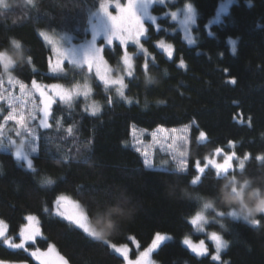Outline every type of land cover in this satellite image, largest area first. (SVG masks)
<instances>
[{
	"label": "trees",
	"instance_id": "obj_1",
	"mask_svg": "<svg viewBox=\"0 0 264 264\" xmlns=\"http://www.w3.org/2000/svg\"><path fill=\"white\" fill-rule=\"evenodd\" d=\"M221 1L176 0L171 6L190 3L196 8V43L192 45L170 17L160 18V29L145 22L150 32L146 44L155 60L150 61L146 73L142 68L144 54L136 55L135 79L127 78L125 89L132 103L118 97L114 89L106 90L90 74L92 99L102 104L98 115L85 111L88 101L83 99L73 102L72 107L55 104L53 116L59 124L50 118L52 127L39 129L38 154L33 157L35 173L11 152H0V218L16 242L27 222L25 218L35 215L42 238L30 251L35 247L46 250L53 244L68 264H125L105 240L110 244L133 245L134 238L139 249L145 250L156 233L173 238L153 253L157 264H216L210 255L199 257L192 253L183 240L202 238L190 219L206 202L226 213L238 207L234 199L238 197L233 192L230 174L220 176L210 167L193 184L198 174L196 162H203L216 148L229 151V142L243 144L249 124L264 123V0H236L221 22L209 26ZM99 2L0 0V51H16L10 43L14 38L21 43L25 58H31V63L22 59L13 65L12 76L28 85L33 79L41 84L75 81L79 71H73L69 78L50 72L52 53L39 33L88 38L89 16ZM163 10L159 5L154 8L156 13ZM160 38L173 45V58L156 47ZM230 40L236 41L235 54ZM130 50L136 52L133 47ZM104 54L117 69L121 49L114 45L105 48ZM180 59L186 67L178 66ZM3 73L0 64V75ZM106 96L112 97V104H106ZM190 124L186 172L169 166L148 168L131 146L133 126L152 131ZM69 127H73V134L67 132ZM201 131L207 136L202 142ZM260 137L264 141V131ZM46 179L54 183H44ZM60 195L78 201L92 224L111 217L121 221V227L104 240L91 238L56 215L55 200ZM253 197L257 201L264 197V181L247 182L244 203ZM256 219L261 220L260 226L228 217L210 223L209 228L228 241L222 254L227 264H264V215L258 214ZM205 245L210 254L215 252L209 239ZM0 260L8 264H39L28 252L10 249L2 242Z\"/></svg>",
	"mask_w": 264,
	"mask_h": 264
},
{
	"label": "snow or ice",
	"instance_id": "obj_2",
	"mask_svg": "<svg viewBox=\"0 0 264 264\" xmlns=\"http://www.w3.org/2000/svg\"><path fill=\"white\" fill-rule=\"evenodd\" d=\"M157 2V0H100L97 12L93 13L96 16L97 22L91 25L92 37L86 44L80 45L79 49L76 47L63 48L58 46L57 43L49 36L47 32H40L39 34L52 46V55L55 57L54 61L52 57L49 58V70L55 76L65 72V62L73 65H79L81 68H86L87 72L92 77L100 82L106 90L115 89L116 95L127 103H132L125 89L128 88L126 83L127 78L135 79L133 71V61L136 57V53L130 52L129 47L135 46L139 52L144 54V63L142 64L143 70L147 73L149 71L150 61L154 62L155 57L151 55L144 44L147 43L150 32L149 27L144 23V17L152 20L155 24V17L149 16L148 7L150 4ZM159 3H165V0H158ZM111 9V10H110ZM171 18L176 19V14L171 13ZM189 22H194V14L190 8L187 12L183 24L186 26ZM103 33L104 40L102 43H97V37ZM118 42V43H116ZM188 42L190 44L195 43L193 38L189 36ZM17 48L20 47L17 41H13ZM115 43L116 47L121 49L120 60L118 61V68L112 69L109 65V61L105 58V47L111 48ZM229 43L232 46V52H236V41L230 40ZM156 46L167 54V57L171 59L174 54L173 45L166 43L164 40L157 42ZM79 52V55H78ZM28 63H31V58H25ZM0 64H2L4 73L7 74V83L11 88H17L21 94V97L27 96L32 98V108L25 114L21 105L14 103L17 99L13 93L4 88L5 81L0 76V144H4L5 141L9 146L14 147V156L16 160L25 161L28 170L35 173L37 170L34 166L33 159L30 158V154L37 152V135L33 124L38 120L39 127L48 129L52 127L49 123L50 118L57 124L58 120H55L53 116V105L57 102L63 103L72 107L73 102L83 99L88 101L93 93V87L87 80L83 84L73 85L71 88L65 89L63 85L58 83L43 85L38 83L35 79L31 81L30 87L23 81L16 79L10 73V69L13 67V60L4 53H0ZM122 64V67L119 65ZM179 67H186L183 59L179 61ZM117 71L121 74L117 75ZM147 78L150 79V76ZM236 83L235 79L231 81ZM38 93V97L35 94ZM51 93V94H50ZM38 99L39 103H36ZM106 104H112L113 99L111 96L105 97ZM90 108V114L95 116L101 111V106L96 101L92 100L89 106L85 107V111L88 112ZM42 114V115H41ZM30 121L32 123H30ZM12 124L11 129L8 128L9 124ZM175 131V130H173ZM13 132L15 137L19 138V143L12 135L8 134ZM69 134H73V127L67 129ZM206 134L201 131L199 133V139L204 140ZM27 141V143H25ZM231 146V142H229ZM87 146V145H85ZM138 153L141 152L139 148L135 149ZM223 150L216 148L215 153L221 154ZM144 156V164L148 168H152V161L148 159L146 152L141 153ZM181 156L184 154L181 153ZM259 160H264V155L256 157ZM175 159V157H174ZM237 159L239 161V167L242 169L244 166V160H239L236 153L233 151L230 154H224L223 162H217V160L205 157L206 163L201 166L200 161L196 162V169L199 173H204L205 169L209 166L215 168L217 174L220 176H227L233 170L232 161ZM248 159V156H245ZM186 162L183 160L177 161V168L179 171H184ZM200 179V176L192 181L195 184ZM44 183L52 184L54 181L46 179ZM56 215L67 220L71 225L82 230L85 234L92 238H99V233L92 226L89 215L85 213L81 204L71 199L68 196L60 195L55 200ZM210 207L209 204H205L204 208ZM247 207V205H245ZM257 210H260V214L264 215V199L258 200L255 205ZM48 211V209H45ZM223 215V213H219ZM229 215L241 220L252 226H260L261 220L256 219V215H253L252 209H248V215H252L251 221L247 220V217L242 216L240 212L232 211ZM29 223L21 228L18 239L16 242L14 238L8 234L7 224L0 220V242L6 245L10 249H19L28 254L39 264H68V261L64 256L57 252L55 245L49 244L47 251H42L39 247H35L30 251V248L39 243L38 238H42L41 230L38 227L39 221L35 215H28L25 218ZM207 218L203 211H199L191 219V224L196 226L199 231L204 230V225L207 224ZM209 239L214 242L215 252L210 254L204 240L199 243H194L190 238L185 237L183 244L198 256H208L216 264H227L221 260V252L228 247V241L217 232L210 233ZM171 237L156 233L152 239L151 244L142 252L139 253L135 261L128 259V247L126 245L117 246L116 244H110V247L117 253L121 254L127 264H152L149 257L157 250L162 243L166 240H170ZM106 243H109L105 240ZM0 264H7V262L0 260Z\"/></svg>",
	"mask_w": 264,
	"mask_h": 264
},
{
	"label": "rangeland",
	"instance_id": "obj_3",
	"mask_svg": "<svg viewBox=\"0 0 264 264\" xmlns=\"http://www.w3.org/2000/svg\"><path fill=\"white\" fill-rule=\"evenodd\" d=\"M175 2H176V0H165V3L161 4L157 0V2L150 4L148 7V13H149V16L155 17V24L153 23L152 20L148 19V17H144V23L147 21L151 24H154L158 29H160L161 28V25L159 22L160 18H163V17H170L171 18V13H175L176 19H172V18L171 19H172V21H174L177 24V29L182 32L183 38L188 42V38H189V36H191L196 43V39H195V35H194V29H195L196 23H197L196 8L194 7V5H192L190 3H186L183 5L174 7V8L171 7ZM235 2H236V0H222L218 6L216 14L214 15V17L211 18L209 26H211L215 23L221 22L224 19L225 15H227V13L229 12L231 6ZM157 5L164 7L165 10H163L161 13H156L154 11V8ZM189 8H190L191 12L194 14V22H189V24L187 25V31H185L186 26L183 24V20L185 19V16H186L187 12L189 11ZM97 10H98V8L92 10L90 13V16H89V33H90V36L86 39H81V38L78 39L76 36H74L72 34H66V33H59V32H57V33H48L47 32V33L57 43L58 46H61L63 48L76 47L77 49H79L80 45L86 44L88 41L91 40V37H92L91 25L97 22L96 16L93 15V13L97 12ZM103 40H104L103 33H101V35L97 37V43H102ZM160 40H164L166 43L171 44L165 38L158 39L155 44H157V42ZM44 41L50 47V50H51L52 46L45 39H44ZM116 43H118V42H116ZM195 43H192V44H195ZM114 45H115V43H114ZM144 46L150 52L149 47L147 46L146 43L144 44ZM130 47L135 48L136 55L137 54H143V53L139 52L135 46H130ZM130 47H129V51L132 52L130 50ZM105 48H109V47H105ZM158 49H160V48H158ZM173 49H174V47H173ZM0 53H4V52H0ZM51 53H52V51H51ZM4 54H6V53H4ZM6 55L8 57H11L9 54H6ZM78 55H79V52H78ZM173 56H174V54H173ZM51 57L54 61L55 57L53 55H51ZM11 59H12V57H11ZM64 67H65V72L58 74V76L69 78V76L73 74L72 73L73 71L74 72L79 71L78 77L72 83H70V84L58 83V84L63 85L65 89L71 88L73 85H76V84H83L85 82V80H87V83L92 85L91 79L89 78L90 74L87 72L86 68H81L79 65H73V64H70L68 62H65ZM111 68L114 69L112 66H111ZM9 71L12 75V72H11L12 68ZM116 74L120 75L121 73L118 72ZM0 76H2L4 81H5L4 88L11 91L13 93V95L17 98L14 101V103L21 105L25 114H27V112L32 108V103H31L32 98L27 97V96L21 97V94L18 90V87L17 88H11L7 83V79H8L7 74L3 73ZM43 85H48V84H43ZM28 86L30 87V85H28ZM93 94H94V89H93V93H92L90 99L88 100V103L86 106H89L91 104V101L94 100V99H92ZM35 96L38 97V93H36ZM94 101H96L97 103L100 104L101 111H102V104L97 100H94ZM36 103L37 104L39 103L38 99L36 100ZM57 103H59V102H57ZM54 106H55V104L53 105V107ZM89 113H90V108H89ZM98 114H96V115H98ZM0 115H2V113H0ZM30 123H32V122L30 121ZM12 127H13V125L10 123L8 125V128L11 129ZM33 127L35 128L36 135L38 137L37 142H36L37 149H38L39 129L42 127H39V121L38 120L33 124ZM249 128L250 129H249L246 141L243 144H240V145L231 144V146H229V151L222 149L223 152L219 155H217L214 152L213 155L207 156L208 158L215 159V160H217V162L222 163L224 154H226V153L230 154L231 152L234 151L236 153V156L239 158V160H244V166L241 169L239 167V161L237 159H234L232 161L233 170L229 175L232 177V179L234 181L233 192L239 198V201L241 204H244L243 190H244L247 182L252 181V180L264 181V160H259L256 158L258 156L264 155V141L260 137V133L264 131V123L263 122H261V123H250ZM173 130H175V131H173ZM191 131H192V124L184 126V127H176V128L159 127V128H156L152 131L133 126L132 127V133H131V146L133 149L139 148L141 150V152L139 154L141 155L143 161H144V156L141 153H144V152L147 153L148 159H150L152 161L153 167L151 169H153L155 167L161 168V167H168L169 166V167L179 171L177 168V161L183 160L186 162V167H185L184 171H179V172H186L188 170V165H189V147H190ZM8 134L12 135L13 138L16 139L17 143H19V138L15 137L13 132H9ZM205 140H207V136L204 140L199 139L200 142L205 141ZM25 143H27V141ZM0 152H11L13 154L14 153V147L9 146L7 144V142L5 141L4 144H0ZM181 153H183L184 155L181 156L180 155ZM37 154H38V150L36 153L30 154V158L33 159V157L36 156ZM246 155L248 156V159H245ZM174 157H175V159H174ZM19 162L27 169L25 161H19ZM200 163H201V166H203L206 163L205 159L203 162L200 161ZM209 167L212 168L213 170H215V168H213L211 166H209ZM209 167H207V168H209ZM216 173H217V171H216ZM198 175L200 176V179H201L203 173L198 172L197 176ZM71 199H73V198H71ZM260 200H262V199L260 198ZM205 204H209L210 207L204 208ZM205 204L201 207L200 211L201 210L203 211L204 215L207 218L208 223L204 225L203 231H199L197 229V227L193 225L196 234L202 236V238L200 240H196L193 237H188L194 243H199V241H201V240H204V242H205L206 239H209L208 237H209L210 233L213 232V230L209 228L210 223L221 222V220H220L221 217H228L232 220L244 221L243 219H241V220L234 219L229 215V213L232 211H237V212L241 213V209L239 206L228 211V212H226V213H223V215H219V213H221V212H218L214 208V205L211 202H206ZM82 208L84 209L83 206H82ZM84 211H85V209H84ZM85 213H86V211H85ZM191 219H190V221H191ZM0 220H2V219L0 218ZM28 223L29 222L27 221L24 224V226L28 225ZM92 226H93V224H92ZM7 227H8V225H7ZM217 233L221 235V233H219V232H217ZM164 235L171 237L170 240L173 239L172 236L169 234H164ZM93 239H96V238H93ZM99 240H104V239H99ZM170 240H166L165 242L170 241ZM209 240L214 245V242L211 239H209ZM108 244L110 245V243H108ZM132 244L133 245H126L128 247V259L135 261L139 255V253L142 252L143 250L139 249V244H138L137 240L134 238H132ZM117 246L119 247V246H123V245H117ZM214 248H215V246H214ZM226 249H224L220 254L222 261H223L222 254L224 253V251ZM42 251H47V249L42 250ZM133 253H134V255H133ZM153 253L150 255L149 259L152 262V264H157L153 258ZM192 253H194V252H192ZM117 254H119V253H117ZM194 254L196 255V253H194ZM119 255L123 258V256L121 254H119ZM199 257H201V256H199ZM10 264H19V263L13 262ZM125 264H127V261H125Z\"/></svg>",
	"mask_w": 264,
	"mask_h": 264
},
{
	"label": "clouds",
	"instance_id": "obj_4",
	"mask_svg": "<svg viewBox=\"0 0 264 264\" xmlns=\"http://www.w3.org/2000/svg\"><path fill=\"white\" fill-rule=\"evenodd\" d=\"M13 41H17L19 43L20 47L17 48L16 45L13 43ZM10 43L16 51H14L13 53H7V50H3L0 52H4L6 54L11 55L12 59H13V65L17 64L22 59L25 60V56H24V53L22 51L21 43L14 38L10 41ZM229 195H231V194H229ZM234 199H236L237 206H239L241 209V215L247 217L248 221H251L253 218L252 215H248V209H252L253 215L260 214V210H257L255 207V205L257 203V200L255 197H253L251 199V201H248L246 199L244 204L240 203L239 198H234ZM261 199H264V197H261ZM245 205H247V207H245ZM121 225H122L121 221L112 219L111 217H109L107 219L96 220L93 222V227L99 233L98 239H105L106 237L112 235L114 231L118 230L121 227Z\"/></svg>",
	"mask_w": 264,
	"mask_h": 264
},
{
	"label": "water",
	"instance_id": "obj_5",
	"mask_svg": "<svg viewBox=\"0 0 264 264\" xmlns=\"http://www.w3.org/2000/svg\"><path fill=\"white\" fill-rule=\"evenodd\" d=\"M8 264V263H7Z\"/></svg>",
	"mask_w": 264,
	"mask_h": 264
}]
</instances>
